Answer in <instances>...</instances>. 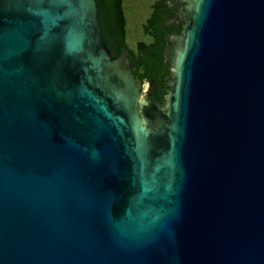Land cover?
<instances>
[{
	"label": "water",
	"instance_id": "1",
	"mask_svg": "<svg viewBox=\"0 0 264 264\" xmlns=\"http://www.w3.org/2000/svg\"><path fill=\"white\" fill-rule=\"evenodd\" d=\"M164 106L94 0H0V264H264V0H182Z\"/></svg>",
	"mask_w": 264,
	"mask_h": 264
},
{
	"label": "trees",
	"instance_id": "2",
	"mask_svg": "<svg viewBox=\"0 0 264 264\" xmlns=\"http://www.w3.org/2000/svg\"><path fill=\"white\" fill-rule=\"evenodd\" d=\"M104 42L113 56L127 54L136 87L152 88L149 100L164 106L172 64L165 58V35L181 37L184 21L170 11V0H94ZM172 18L175 20L171 21ZM152 83V86H150Z\"/></svg>",
	"mask_w": 264,
	"mask_h": 264
},
{
	"label": "flooded vegetation",
	"instance_id": "3",
	"mask_svg": "<svg viewBox=\"0 0 264 264\" xmlns=\"http://www.w3.org/2000/svg\"><path fill=\"white\" fill-rule=\"evenodd\" d=\"M170 6V11L172 12L173 16L176 18L177 21H184L183 19V8H182V0H170L169 2ZM175 18H172L171 21L175 20ZM186 23V22H185ZM171 37H176L175 35H165V45L164 48L166 47L168 41L170 40L169 38ZM118 56V55H115ZM150 86H152V83H150ZM152 88L147 85L146 92L144 93V98L147 102L152 103L154 105H160L158 103H155L151 100H149L152 96Z\"/></svg>",
	"mask_w": 264,
	"mask_h": 264
},
{
	"label": "rangeland",
	"instance_id": "4",
	"mask_svg": "<svg viewBox=\"0 0 264 264\" xmlns=\"http://www.w3.org/2000/svg\"><path fill=\"white\" fill-rule=\"evenodd\" d=\"M146 88H147V85L146 84H143L141 86V89L139 90V94H138V97L139 98L144 99V93L146 92Z\"/></svg>",
	"mask_w": 264,
	"mask_h": 264
}]
</instances>
